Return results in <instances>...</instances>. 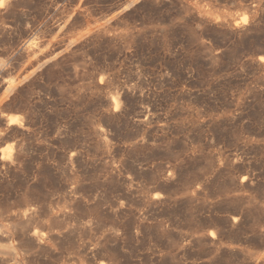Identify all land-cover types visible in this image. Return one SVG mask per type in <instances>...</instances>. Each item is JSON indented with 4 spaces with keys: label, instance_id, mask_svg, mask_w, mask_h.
I'll return each instance as SVG.
<instances>
[{
    "label": "rangeland",
    "instance_id": "obj_1",
    "mask_svg": "<svg viewBox=\"0 0 264 264\" xmlns=\"http://www.w3.org/2000/svg\"><path fill=\"white\" fill-rule=\"evenodd\" d=\"M0 264H264V0H0Z\"/></svg>",
    "mask_w": 264,
    "mask_h": 264
},
{
    "label": "bare ground",
    "instance_id": "obj_2",
    "mask_svg": "<svg viewBox=\"0 0 264 264\" xmlns=\"http://www.w3.org/2000/svg\"><path fill=\"white\" fill-rule=\"evenodd\" d=\"M117 101V100H116ZM118 102V101H117ZM17 123V116L16 115H10L8 117V125L9 124H16Z\"/></svg>",
    "mask_w": 264,
    "mask_h": 264
}]
</instances>
